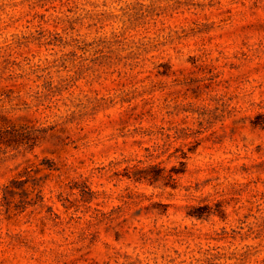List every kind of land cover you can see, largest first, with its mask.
Listing matches in <instances>:
<instances>
[{"label": "rangeland", "instance_id": "374dc122", "mask_svg": "<svg viewBox=\"0 0 264 264\" xmlns=\"http://www.w3.org/2000/svg\"><path fill=\"white\" fill-rule=\"evenodd\" d=\"M263 115L264 0H0V264H264Z\"/></svg>", "mask_w": 264, "mask_h": 264}, {"label": "trees", "instance_id": "16d2710c", "mask_svg": "<svg viewBox=\"0 0 264 264\" xmlns=\"http://www.w3.org/2000/svg\"><path fill=\"white\" fill-rule=\"evenodd\" d=\"M262 120L259 122L260 125L264 128V115L261 116ZM132 173L129 175L130 178H133L137 182H142L144 180L149 181L154 184L160 181L166 180H175V174L184 173L185 170L176 171L174 173L167 174L164 168H161L159 165L154 164L145 168H140L135 166L132 168ZM199 212L193 213L194 216L198 218L210 217L218 213L221 217H225L223 211L214 212L212 207L204 206L197 209Z\"/></svg>", "mask_w": 264, "mask_h": 264}]
</instances>
